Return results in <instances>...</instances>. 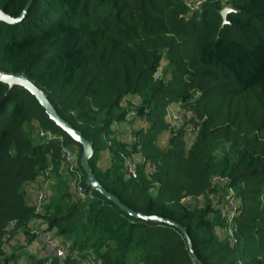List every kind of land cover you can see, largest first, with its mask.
Wrapping results in <instances>:
<instances>
[{
  "label": "trees",
  "instance_id": "1",
  "mask_svg": "<svg viewBox=\"0 0 264 264\" xmlns=\"http://www.w3.org/2000/svg\"><path fill=\"white\" fill-rule=\"evenodd\" d=\"M194 1L33 0L20 22H0V72L40 88L92 143L99 184L129 209L181 225L197 260L174 226L133 218L88 188L80 164L90 197H74L78 180L63 173L61 149L80 160L81 146L27 90L0 82V264H19L24 248H35L24 264H264V0H206L191 17ZM27 2L0 0V11L17 19ZM223 8L230 12L219 29ZM173 104L198 113L190 136L167 131ZM133 120L145 122L139 147L113 129ZM102 152L108 163L97 162ZM139 152L145 161L131 178L124 162ZM52 176L42 216L26 188ZM214 176L221 185L211 186ZM229 189L243 208L230 229L213 204ZM189 194L202 198L188 207ZM38 217L65 260L36 249Z\"/></svg>",
  "mask_w": 264,
  "mask_h": 264
},
{
  "label": "built area",
  "instance_id": "2",
  "mask_svg": "<svg viewBox=\"0 0 264 264\" xmlns=\"http://www.w3.org/2000/svg\"><path fill=\"white\" fill-rule=\"evenodd\" d=\"M206 0H195L190 6V15H199L201 13L203 4ZM189 17L187 20H189ZM160 70H157L154 74V78H159ZM165 125L167 131H173L177 129H182L186 132L188 136L193 134L198 128L201 122L199 115L194 110H185L179 106L178 109H173L170 106L167 108L165 117ZM127 128V127H126ZM138 129L135 126L130 125L128 127V142H135L137 147L140 146V136L138 134ZM145 161L144 156L139 152L134 157H129L125 159L124 170L126 174L131 178H137L138 168ZM61 165L64 172L75 175L78 182L72 187V194L77 197L80 201L87 200L90 196L87 195L79 184L81 171H79V160L75 152L69 148L61 149ZM227 179V178H226ZM229 181V179H227ZM223 179L219 176L212 177V187L215 185H221ZM31 186H37L31 195L29 190ZM41 186V187H40ZM43 183L41 181L36 182L33 185H29L26 188L25 200L34 209V212L41 214L43 216V204L46 200V194L43 190ZM231 189L229 191L217 192L213 196V204L215 208L221 209L227 228L230 229L232 225L235 224V219L242 212V203L239 201ZM201 196L195 197L191 194L183 196L181 202L183 205L191 207L196 199H201ZM15 227V222L11 221L8 224V230H12ZM31 236H33L36 242V249L42 251L49 255L51 258L59 259L60 261L66 258V249L61 241L54 238L51 232L48 230V222L44 218H37L33 222V227L30 231Z\"/></svg>",
  "mask_w": 264,
  "mask_h": 264
},
{
  "label": "water",
  "instance_id": "3",
  "mask_svg": "<svg viewBox=\"0 0 264 264\" xmlns=\"http://www.w3.org/2000/svg\"><path fill=\"white\" fill-rule=\"evenodd\" d=\"M33 0H28L25 8L23 9L22 13L17 19L10 18L4 12L0 11V22L4 23H17L20 22L21 19L25 16L28 8L30 7ZM230 12L229 8H225L221 10V24L219 29H222L224 24L226 23V14ZM0 82L8 85L9 88L13 87H22L23 89L27 90L31 95H33L39 104L44 108L45 113L48 115L49 119L52 120L57 126H59L69 137H71L77 144H79L82 148L80 154L79 164L82 171L85 174V184L88 188L93 189L94 191L100 193L104 198L112 202L116 205L121 211L125 212L129 216L133 218L143 219L147 221L157 222V223H164L167 225L174 226L177 228L183 235L186 240L188 250L191 252L194 260H197L195 254L192 250V244L190 238L187 236L185 229L176 223L173 220L162 218L159 216H145L141 212H135L124 204H122L117 197L113 194L107 192L97 181L95 176L93 175L91 168L89 166V160L93 156V146L92 143L86 140L81 132L73 129L71 125H69L66 121H64L56 112L54 106L50 103L45 93L38 88L32 81H30L26 76L20 74H5L0 72Z\"/></svg>",
  "mask_w": 264,
  "mask_h": 264
},
{
  "label": "crops",
  "instance_id": "4",
  "mask_svg": "<svg viewBox=\"0 0 264 264\" xmlns=\"http://www.w3.org/2000/svg\"><path fill=\"white\" fill-rule=\"evenodd\" d=\"M134 103H137V101H134ZM170 107L173 108V109H178L179 108L178 104H173ZM132 123H133L132 126H135L137 129H140V128L145 126V122L144 121L133 120ZM126 126H127V124L113 126V129L116 130V133L118 134L117 136H118L119 140H121V141H123L125 143L127 142V137H128V130L126 129ZM165 140L166 141L168 140L167 136H164L161 141L164 142ZM108 159H109L108 154H106L105 152H102L99 155V159L97 160V162L98 163H100V162L108 163L109 162ZM63 173H64V171H63ZM51 179H52L53 183L49 185L48 181H51ZM56 182H57V178L51 177L50 179H48L44 183V185H45L46 189L52 187L55 190L54 185L56 184ZM20 237H21V235H20Z\"/></svg>",
  "mask_w": 264,
  "mask_h": 264
},
{
  "label": "rangeland",
  "instance_id": "5",
  "mask_svg": "<svg viewBox=\"0 0 264 264\" xmlns=\"http://www.w3.org/2000/svg\"><path fill=\"white\" fill-rule=\"evenodd\" d=\"M166 144V140L164 141V142H162L161 141V146L162 145H165ZM52 177H54V176H52ZM48 183H49V185L50 184H52L53 183V181H52V179H51V181H48ZM44 185V184H43ZM41 187V186H40ZM44 187V189L45 190H43L44 191V193L45 194H47L46 196L49 198V196H50V194H52L53 193V191H54V188H48V189H46V187H45V185L43 186ZM37 188V186H31V190H29V192H30V194L32 195L33 194V192H34V190ZM47 198V199H48ZM26 238H24L22 235H21V237L18 239H16V241H15V243H16V246H18V247H20V245H23V243H25L24 241H26L25 240ZM11 247V245H10V241L9 242H6V250L8 251V252H10V251H12V250H14V248H10ZM35 250V248L33 249H30V250H28L27 248L25 249H23V250H21L20 252H23L22 253V257L20 258V261H19V264H24L25 262H26V259H27V256L28 255H26L27 253H32V252H35L34 251ZM37 251V250H36Z\"/></svg>",
  "mask_w": 264,
  "mask_h": 264
},
{
  "label": "clouds",
  "instance_id": "6",
  "mask_svg": "<svg viewBox=\"0 0 264 264\" xmlns=\"http://www.w3.org/2000/svg\"><path fill=\"white\" fill-rule=\"evenodd\" d=\"M223 9H224V8H223ZM223 9H222V10H223ZM220 12H221V11H220Z\"/></svg>",
  "mask_w": 264,
  "mask_h": 264
}]
</instances>
